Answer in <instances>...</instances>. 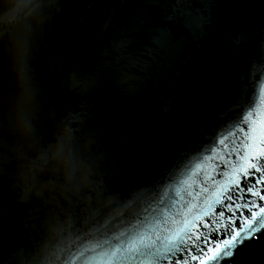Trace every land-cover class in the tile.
Listing matches in <instances>:
<instances>
[{
	"label": "water",
	"instance_id": "95a60500",
	"mask_svg": "<svg viewBox=\"0 0 264 264\" xmlns=\"http://www.w3.org/2000/svg\"><path fill=\"white\" fill-rule=\"evenodd\" d=\"M173 6L0 0V264H147L264 132V0Z\"/></svg>",
	"mask_w": 264,
	"mask_h": 264
},
{
	"label": "snow or ice",
	"instance_id": "6c2138e0",
	"mask_svg": "<svg viewBox=\"0 0 264 264\" xmlns=\"http://www.w3.org/2000/svg\"><path fill=\"white\" fill-rule=\"evenodd\" d=\"M157 2L174 5L171 11L183 15L184 10L176 6L189 0ZM231 129L236 130L235 142L219 141L228 152L221 158L239 156L240 162L205 206L191 207L183 219L173 221L176 226L167 235H157L150 242L147 264H247L244 249L264 238V132L257 127L256 115L247 112Z\"/></svg>",
	"mask_w": 264,
	"mask_h": 264
}]
</instances>
